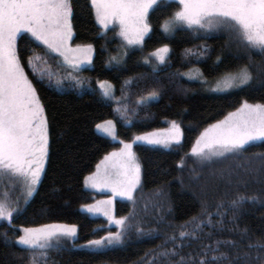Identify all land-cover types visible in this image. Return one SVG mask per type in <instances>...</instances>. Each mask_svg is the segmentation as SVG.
Segmentation results:
<instances>
[{"label": "trees", "instance_id": "obj_1", "mask_svg": "<svg viewBox=\"0 0 264 264\" xmlns=\"http://www.w3.org/2000/svg\"><path fill=\"white\" fill-rule=\"evenodd\" d=\"M70 3L73 43L91 45L94 51L92 67L80 73L87 88L55 86L29 65L28 57L39 56L53 68L56 56L27 34L17 38L25 75L44 110L48 151L32 196L11 223L0 221V264H30L29 251L16 244L20 229L53 224L75 225L76 235L53 242L38 264H181V256L185 257L183 264H199L204 246L217 247L216 241L235 242L219 245L220 252H226L235 264H264V248L248 247L249 243L264 244V170L258 159L264 153V141L246 145L247 150L238 156L202 162L189 156L199 134L243 102L264 104V52L241 42L232 29L207 31L175 21L176 0H159L150 10L149 31L138 47L124 44L112 29L102 32L90 0ZM164 46L169 48L166 64L155 69L145 62ZM244 67L252 74L248 84L220 94L207 90L210 83ZM192 69L200 72L206 87L184 77ZM100 81L111 83L120 99L124 95L131 98L135 92L130 107L136 99L153 92L157 95L140 104L136 113L128 110L130 119H126L99 90ZM103 121L114 122L121 141L163 129L172 121L182 135L171 148L135 146L141 183L134 200L114 203V219L124 218L120 226L82 210L92 200L84 188L85 177L115 148L95 130ZM240 196L244 199L233 207L231 201ZM200 221L204 222L202 230L176 248V255H158L173 247L170 240L165 244L168 237L175 234L179 243L181 225L191 231ZM138 227L142 229L139 233ZM117 231L123 233L119 243L87 246L89 240ZM213 254L209 250L207 257ZM228 260L218 264H228Z\"/></svg>", "mask_w": 264, "mask_h": 264}, {"label": "snow or ice", "instance_id": "obj_2", "mask_svg": "<svg viewBox=\"0 0 264 264\" xmlns=\"http://www.w3.org/2000/svg\"><path fill=\"white\" fill-rule=\"evenodd\" d=\"M95 10L97 22L102 27L116 22L120 25V35L128 44L139 43L149 30L147 17L158 0H91ZM179 10L174 13L175 21L186 23L189 27H205V21L216 20L226 27L234 30L241 42L250 48L264 52V0H178ZM72 5L70 0H0V175L10 174L21 178L26 186V199L31 197L40 180L43 161L47 154L48 129L44 118V110L40 106L33 83L25 75L18 52V36L22 32L30 34L35 40L45 45L51 51L58 52L64 57L66 63H72L69 53L81 52L87 54L91 45H84L72 49L68 47V40L72 38L71 25ZM167 31V28H165ZM167 46L155 51L156 58L163 62ZM40 59L39 56L35 57ZM220 57H217L219 60ZM33 57H28L32 65ZM78 66V65H75ZM252 74L247 67L238 73L229 74L223 80V88L219 86L214 91L225 90L231 87L248 84ZM107 96V91L104 92ZM153 92L150 98L155 99ZM111 124V121H107ZM101 129V125H96ZM111 134V129L104 128ZM170 135L165 139L159 138L155 133L137 136V141H146L148 144H164L179 141L180 126L172 121L169 129ZM255 141H264V104H249L243 102L235 112H230L224 120L210 125L197 140V146L192 149L193 155L202 160L212 156L225 157L238 156L245 152L246 145ZM119 154L110 156L121 157L122 180L113 186L114 194L134 200L133 192L140 183V165L137 163L132 143H124ZM207 149V151H205ZM109 156L105 157L108 160ZM264 170V153L258 154ZM100 165H97L99 170ZM98 173L85 177V182L93 184L100 182ZM244 197L240 196L231 201L236 207ZM251 199V197H249ZM89 211H99L94 206H87ZM221 205H217L219 209ZM16 208L6 200H0V220L11 223V218ZM209 217L211 213L207 214ZM196 220L195 217L192 218ZM118 226L123 225L124 218L115 221ZM187 223V222H186ZM203 221L195 223L189 231L186 225L180 226L179 243L174 234L167 238L172 242L171 249L165 248L158 255H176V248L183 247L185 240L196 237L202 230ZM209 226L212 221L209 219ZM142 231L139 227L136 229ZM16 244L29 251L30 264H38L40 258L45 257V249L53 246V241L59 243L62 237L73 238L76 235L75 225H41L37 228H21ZM122 232H109L107 236L98 240H89L87 246L99 248L108 244L119 243ZM217 247L204 246V254L199 259V264H218L228 260L226 252H220L219 245L234 244V241H216ZM264 248V244L248 247ZM214 254L209 259L207 252ZM216 253H219L218 255ZM191 259V257H189ZM235 259H239L236 257ZM181 264L185 257L181 256ZM228 264H235V260H228Z\"/></svg>", "mask_w": 264, "mask_h": 264}, {"label": "rangeland", "instance_id": "obj_3", "mask_svg": "<svg viewBox=\"0 0 264 264\" xmlns=\"http://www.w3.org/2000/svg\"><path fill=\"white\" fill-rule=\"evenodd\" d=\"M176 1H178V0H176ZM90 2H91V0H90ZM150 10H149V12H150ZM94 12H95V10H94ZM95 16H96V14H95ZM96 21H97V19H96ZM98 25L101 28L102 32H107L108 30H111V29L114 30L115 33L118 35V37H120V39L123 41V43L126 44L127 46H130V47L140 46L148 34V32L145 33L142 41H140L139 43L128 44L127 41L119 34L120 33V25L118 23L113 22V23L109 24L107 27H102L100 23H98ZM205 25H206L205 27H201V28L204 30H207V31L211 30V29H215L217 27H225V28H219V29H224V30H226V28L230 29V28L226 27L225 25L219 23L216 20L205 21ZM197 27H199V26H197ZM21 34H27L30 36V34H28L26 32L20 33L19 36ZM38 43H40V42H38ZM41 45H43V44H41ZM43 46L46 48L45 45H43ZM83 46L84 45H77V44L73 43V31H72V38L70 40H68V47H70L72 49H76L78 47H83ZM46 49L50 52V54L56 56L57 62L55 63V66L52 68V67H49L48 65L45 64V60H43L41 58L36 59L34 57V59L32 60V66L35 69V71H40L41 73H44L50 79V81L55 86H57L58 88L68 86V87L81 89V88H87L88 87L84 76H82L80 73L82 70L92 67V61H93V55H94V51H93L92 47H91L90 53L87 54V58H85V53H81V52L69 53V57H70L72 63H66L64 60V57L62 55H60L58 52L51 51L48 48H46ZM154 53L155 52L151 53L147 57L145 62L148 64H151V66L155 69L161 68L164 64H166L167 57L169 54V48H168V52L165 53V59L163 62L159 61L156 58V56L154 55ZM75 65H78V66H75ZM227 76L221 77V78L215 80L214 82L210 83L207 87V90L210 91L211 93L220 94V93H226V92L231 91L235 88L243 86V85H240L238 87H231V88H227L225 90L214 91L213 89L217 88L218 86L220 88H223V80L226 79ZM184 77L191 82L204 84V86L206 87V83L203 80V78H202V76L198 70L192 69L189 73L184 74ZM97 86L106 98H108L109 100L113 101L116 104L117 113L126 119H130V116L128 115V110H130L132 113H136L138 110V106L140 104H146L147 102L154 100V99L150 98V96L148 95L142 99H139V100L136 99L130 107V105H129V103H131L130 99L136 98V96H137L135 94V92H131L132 93L131 98H129L127 95H124V97L120 99L118 96H116L114 88L111 85V83L100 81V82H97ZM105 91H107V93H108L107 96L104 94ZM37 99H38V97H37ZM124 99L125 100L127 99V101L123 102ZM121 100H122V102H121ZM40 106H41V104H40ZM227 116H225V117H227ZM225 117L222 120H224ZM44 118H45V116H44ZM106 122L107 121H103V122L98 123L101 125V129H97V127H96L95 130L98 134L103 135V136L107 137L108 139H110L115 144V148L107 155V156H109L108 160H105V158H104L102 161H100V163L98 164V165H100L99 170L96 167L95 171L88 176V177H91L94 173H98L99 177L101 178L100 182L95 184V185L93 184L92 181H89L88 183H86V182L84 183V188L87 192L90 193V195L92 196V200L90 203L85 205L82 208V210L84 212H86L91 217L106 219L110 225H113L114 223H116L115 222L116 220L114 219V203H115V201H130V200L125 196H121L119 194H114V192H113V186L117 185L118 182L123 179V177L121 175L122 169L120 167L121 157L119 155L110 156V154H112V153L119 154L121 149L123 148V144L121 143V140L118 138V136L116 134L114 122L111 121L110 125L107 124ZM104 128L111 129V134L109 132H105L103 130ZM170 128H171V123H169L163 129L154 130L151 132L139 134V135L134 136L131 140L123 141V142L124 143H132V151L134 153H135L134 148H135V146H138V145H148V146L161 147V148H171L172 146L177 145L180 142L181 137H182L181 130H180L179 141L178 142L177 141H171L170 143L167 144V146H165L164 144H148L146 141H137L135 139L137 136H144V135L152 134V133H155L161 139H165L166 137H168L170 135V132H169ZM200 134H199L198 138L196 139L193 147L197 146V140L200 138ZM193 147H192V149H193ZM192 149H191L190 154H189L191 159L195 160L196 162H198V161L202 162L203 160L199 156L193 155ZM47 151H48V146H47ZM205 151H207V149H205ZM135 156H136V154H135ZM45 158L47 160V154H46ZM45 158L43 161V165L45 164ZM217 158H219V157L212 156L210 159H204V161H212V160L217 159ZM136 160H137V157H136ZM137 163H139L138 160H137ZM42 172H43V169L41 170L40 179L42 176ZM140 183H141V171H140ZM140 183L137 185L136 189L133 192L134 197L136 196V194L138 192ZM37 184H36V187H37ZM26 194H27V189H26V186L22 183L21 178L13 177L10 174L0 175V200H6L7 202H9L11 204L12 207L16 208V211L13 213V215L16 214V212L19 211L21 206H23L25 204V202L29 200L30 197H28L27 199L25 198ZM87 206H94V208L99 209V211H89ZM0 221H2V220H0ZM62 238H65V237H62ZM53 242H55V241H53Z\"/></svg>", "mask_w": 264, "mask_h": 264}]
</instances>
